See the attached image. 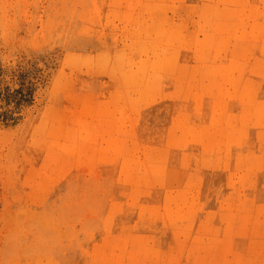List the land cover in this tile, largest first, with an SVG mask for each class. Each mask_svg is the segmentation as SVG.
I'll return each instance as SVG.
<instances>
[{
	"label": "rangeland",
	"instance_id": "1",
	"mask_svg": "<svg viewBox=\"0 0 264 264\" xmlns=\"http://www.w3.org/2000/svg\"><path fill=\"white\" fill-rule=\"evenodd\" d=\"M0 264H264V0H0Z\"/></svg>",
	"mask_w": 264,
	"mask_h": 264
},
{
	"label": "trees",
	"instance_id": "2",
	"mask_svg": "<svg viewBox=\"0 0 264 264\" xmlns=\"http://www.w3.org/2000/svg\"><path fill=\"white\" fill-rule=\"evenodd\" d=\"M17 92H18V91H17ZM17 92H16V93H17ZM18 93H19V92H18ZM23 97H24V96H23ZM23 99H25V98H23Z\"/></svg>",
	"mask_w": 264,
	"mask_h": 264
}]
</instances>
